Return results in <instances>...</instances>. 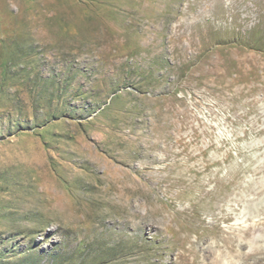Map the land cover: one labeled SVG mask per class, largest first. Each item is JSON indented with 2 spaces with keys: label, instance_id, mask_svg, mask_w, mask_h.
Instances as JSON below:
<instances>
[{
  "label": "rangeland",
  "instance_id": "rangeland-1",
  "mask_svg": "<svg viewBox=\"0 0 264 264\" xmlns=\"http://www.w3.org/2000/svg\"><path fill=\"white\" fill-rule=\"evenodd\" d=\"M0 264H264V0H0Z\"/></svg>",
  "mask_w": 264,
  "mask_h": 264
},
{
  "label": "bare ground",
  "instance_id": "bare-ground-1",
  "mask_svg": "<svg viewBox=\"0 0 264 264\" xmlns=\"http://www.w3.org/2000/svg\"><path fill=\"white\" fill-rule=\"evenodd\" d=\"M254 227V226H253ZM254 239V238H253ZM255 242V241H254Z\"/></svg>",
  "mask_w": 264,
  "mask_h": 264
}]
</instances>
